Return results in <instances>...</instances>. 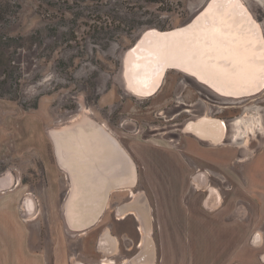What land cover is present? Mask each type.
<instances>
[{
    "label": "rangeland",
    "instance_id": "374dc122",
    "mask_svg": "<svg viewBox=\"0 0 264 264\" xmlns=\"http://www.w3.org/2000/svg\"><path fill=\"white\" fill-rule=\"evenodd\" d=\"M207 1L0 0V177H12L0 187V264H126L146 234L154 264H264V164L253 167L264 157V88L225 97L168 69L145 97L122 76L123 55L144 30L183 25ZM243 1L264 34V0ZM203 115L224 121L220 143L184 129ZM83 116L123 145L136 183L113 191L99 220L75 230L65 218L70 178L51 132ZM210 187L221 203L207 208ZM138 201L132 207L151 216L145 235L137 216L119 219ZM106 228L118 239L116 254L99 248Z\"/></svg>",
    "mask_w": 264,
    "mask_h": 264
},
{
    "label": "bare ground",
    "instance_id": "6f19581e",
    "mask_svg": "<svg viewBox=\"0 0 264 264\" xmlns=\"http://www.w3.org/2000/svg\"><path fill=\"white\" fill-rule=\"evenodd\" d=\"M207 2L187 26L164 31L149 28L141 33L123 55L122 76L126 89L140 96H151L159 89L168 69L193 76L225 97H245L264 88V34L260 23L243 0ZM75 120L52 130L51 138L58 164L70 178L65 204L67 225L70 229L83 230L103 215L113 191L128 190L127 187L135 185L136 169L129 153L105 124L86 116ZM245 126L246 131H253L255 121L246 122ZM184 129L213 144L226 136L224 121L209 115L189 121ZM11 182L10 173L0 177L1 188H9ZM143 203L129 202L123 207L124 212H118L120 218L133 214L146 226L149 215L146 207H141L140 212L132 207L139 208ZM144 229H140L142 234ZM146 230L150 229L146 226ZM111 238L108 231L102 233L103 251L114 250ZM141 247L130 264H154L152 237L146 234ZM99 264L115 263L105 259Z\"/></svg>",
    "mask_w": 264,
    "mask_h": 264
},
{
    "label": "crops",
    "instance_id": "0c3cea01",
    "mask_svg": "<svg viewBox=\"0 0 264 264\" xmlns=\"http://www.w3.org/2000/svg\"><path fill=\"white\" fill-rule=\"evenodd\" d=\"M198 138V137H197ZM198 139H200V138H198ZM200 140H202V139H200ZM202 141H205V140H202ZM237 141V140H236ZM205 142H208V141H205ZM208 143H211V142H208ZM211 144H213V143H211ZM213 145H216L215 143L213 144ZM241 160H243V159H241ZM240 160V161H241ZM264 164V157L262 158V159H260L259 161H257V163H255L254 164V168L257 170L258 169V167H259V165L260 164ZM201 174V173H200ZM199 174V175H200ZM197 176V177H195V180H196V182L198 183L197 185H200V183L202 182V178L200 177V176ZM8 179L6 178L5 179V181L6 182H8L7 181ZM208 191H209V194H208V196L206 197V199H205V205H206V207L207 208H212V207H215V206H217V205H219L220 203H221V196H220V194L218 193V191L215 189V188H213V187H210V188H208ZM30 204H31V206H30ZM28 205V204H27ZM32 207V209H33V202L31 201V200H29V205H28V209L29 208H31ZM120 207V206H119ZM118 207V208H119ZM32 209H30V210H32ZM131 215V214H130ZM119 216V215H118ZM129 216V215H128ZM127 216V217H128ZM149 215H147V218H146V226H147V228L148 229H150V227H151V225H150V221H151V216L150 217H148ZM119 219H121V218H119ZM125 219V218H124ZM139 221V220H138ZM144 224L145 223H143L142 222V224L140 225V221H139V225L140 226H142V228H145L146 226H144ZM107 229V228H106ZM146 229V228H145ZM107 231H108V233H109V235H110V237H112L111 238V245L114 247L113 249V251H114V254H116L117 253V250H118V246H119V242H118V239H117V237L116 236H114V235H112L111 234V231L109 230V229H107ZM104 232V231H103ZM102 235V234H101ZM112 235V236H111ZM113 237H115V239L113 238ZM100 238H101V236H100ZM100 238H99V240H100ZM142 239V238H141ZM141 242V241H140ZM261 242V235H260V233L258 232L257 234H255V236L253 237V241H252V244L253 245H255V246H258L259 245V243ZM118 243V244H117ZM154 247H155V243H154ZM100 248V247H99ZM101 249V248H100ZM102 250V249H101ZM103 251V250H102ZM155 251H156V248H155ZM113 253H110V255H114ZM105 256H107L108 257V254L107 255H105ZM262 258H263V262H264V254L262 255ZM131 260V259H130ZM77 261V260H76ZM126 262V261H125ZM129 263H130V261H129ZM127 264V263H126Z\"/></svg>",
    "mask_w": 264,
    "mask_h": 264
},
{
    "label": "water",
    "instance_id": "95a60500",
    "mask_svg": "<svg viewBox=\"0 0 264 264\" xmlns=\"http://www.w3.org/2000/svg\"><path fill=\"white\" fill-rule=\"evenodd\" d=\"M208 3V2H207ZM206 6V5H205ZM205 6H204V8H205ZM200 11V10H199ZM201 12V11H200ZM198 13V12H197ZM197 13L190 19V21H188L187 23H185V24H183L184 26H187V25H189L198 15H197ZM180 26H182V25H180ZM183 27V26H182ZM178 29V28H177ZM164 31V30H163ZM141 36V35H140Z\"/></svg>",
    "mask_w": 264,
    "mask_h": 264
},
{
    "label": "flooded vegetation",
    "instance_id": "af4514ba",
    "mask_svg": "<svg viewBox=\"0 0 264 264\" xmlns=\"http://www.w3.org/2000/svg\"><path fill=\"white\" fill-rule=\"evenodd\" d=\"M228 126V125H227ZM195 136V135H194ZM197 137V136H196ZM199 138V137H198ZM203 140V139H202ZM142 223L140 222V225H141ZM140 225H139V227H140ZM142 227V226H141ZM141 227H140V229H141ZM140 232H141V230H140Z\"/></svg>",
    "mask_w": 264,
    "mask_h": 264
}]
</instances>
